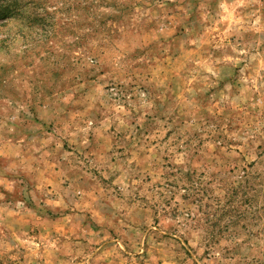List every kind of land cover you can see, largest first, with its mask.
Returning a JSON list of instances; mask_svg holds the SVG:
<instances>
[{
    "label": "rangeland",
    "instance_id": "rangeland-1",
    "mask_svg": "<svg viewBox=\"0 0 264 264\" xmlns=\"http://www.w3.org/2000/svg\"><path fill=\"white\" fill-rule=\"evenodd\" d=\"M3 2L0 264H264V0Z\"/></svg>",
    "mask_w": 264,
    "mask_h": 264
},
{
    "label": "trees",
    "instance_id": "trees-1",
    "mask_svg": "<svg viewBox=\"0 0 264 264\" xmlns=\"http://www.w3.org/2000/svg\"><path fill=\"white\" fill-rule=\"evenodd\" d=\"M3 0H0V9L2 8V12H0V19H4V18H13V14H3ZM8 10H4V13H6Z\"/></svg>",
    "mask_w": 264,
    "mask_h": 264
}]
</instances>
